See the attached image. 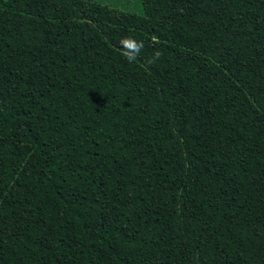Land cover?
<instances>
[{"label":"trees","instance_id":"trees-1","mask_svg":"<svg viewBox=\"0 0 264 264\" xmlns=\"http://www.w3.org/2000/svg\"><path fill=\"white\" fill-rule=\"evenodd\" d=\"M0 0V264H264V0Z\"/></svg>","mask_w":264,"mask_h":264},{"label":"rangeland","instance_id":"rangeland-1","mask_svg":"<svg viewBox=\"0 0 264 264\" xmlns=\"http://www.w3.org/2000/svg\"><path fill=\"white\" fill-rule=\"evenodd\" d=\"M103 4H108L111 7L124 11L133 12L138 15H143V5L141 0H96Z\"/></svg>","mask_w":264,"mask_h":264}]
</instances>
